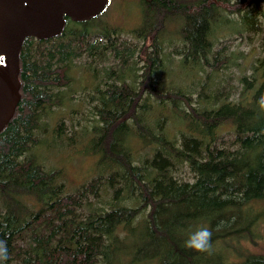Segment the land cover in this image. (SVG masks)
Masks as SVG:
<instances>
[{
  "label": "trees",
  "instance_id": "obj_1",
  "mask_svg": "<svg viewBox=\"0 0 264 264\" xmlns=\"http://www.w3.org/2000/svg\"><path fill=\"white\" fill-rule=\"evenodd\" d=\"M137 1L131 44L105 25L102 11L80 21L63 17L57 36L22 42L20 98L0 131L6 264H264V253L244 247L255 244L264 221V116L257 104L264 56L244 74L233 52L225 53L228 43L215 38L226 29L240 41L260 35L262 49L264 0ZM170 23L178 26L185 85L159 80L158 40ZM229 65L238 74L228 79L220 70ZM202 66L208 72L192 79ZM74 75L90 79L94 117L78 131L61 119L51 127V110L75 99ZM64 131L93 158V174L72 190L64 170L37 154L50 138L61 146ZM202 226L212 232L211 250L185 248Z\"/></svg>",
  "mask_w": 264,
  "mask_h": 264
},
{
  "label": "rangeland",
  "instance_id": "obj_2",
  "mask_svg": "<svg viewBox=\"0 0 264 264\" xmlns=\"http://www.w3.org/2000/svg\"><path fill=\"white\" fill-rule=\"evenodd\" d=\"M139 10L140 5L137 0H108L100 17L105 25L119 28V38L131 44L134 40L129 32L140 23ZM262 13L263 16L261 21L264 28V3L262 5ZM177 30V24L170 23L166 34L158 40L162 47V71L159 74L162 75L159 77V80L165 82V77L169 84L176 83L180 86L181 82L185 85L183 71H187L188 69L184 70L179 67L178 64L183 57V50L182 47H180V39L177 35ZM226 30L228 34L224 31L216 32L215 38L218 41L228 43L225 53L233 52L238 68H242L243 73L248 74L249 65L252 64L255 59H260L264 56V45L261 49L258 42L260 35L253 36L250 41L245 37L240 41L237 36L229 34L231 29ZM224 42L212 45L206 56L211 58L213 53L220 49L222 44H225ZM107 64H109V62ZM202 70L203 72L196 73L192 79L202 77L209 69L202 66ZM220 71H222V76L228 79L231 78V76H236L238 74L235 66L232 65H229L228 68H223ZM102 73L105 74L104 71H102ZM100 78L104 80L105 76H101ZM74 81V86L76 85V87L72 94L75 99L69 102L66 107L54 108L51 110L47 118L48 124H50L51 127L61 119L64 120L67 130L72 124H74L76 125L74 131H78L79 126L85 128L93 119L94 116L91 114L90 109L93 102H91L89 98V94L92 93L90 79L85 81V78H81L79 75H74L73 82ZM83 86L86 87L83 88ZM195 89H197V86H194V90ZM193 93L196 94L194 91ZM193 97L195 98V95H193ZM192 105H194V103H192ZM167 128L169 135L174 134L177 136L176 128L172 126ZM50 135L51 133L48 130L47 136L49 137ZM59 144H61V146L58 144L51 145L50 138V140L48 139V147H39L37 154L40 158H43L41 161H44L43 163L46 166H49L48 164L57 165L64 170L65 189L72 190L81 182L88 180L93 174V158L84 155V151L80 148L76 138L68 132L65 133L64 131ZM58 162L61 163V165ZM257 230L258 239L255 244L246 243L244 245L246 250L254 254L264 253V221L259 224Z\"/></svg>",
  "mask_w": 264,
  "mask_h": 264
},
{
  "label": "water",
  "instance_id": "obj_3",
  "mask_svg": "<svg viewBox=\"0 0 264 264\" xmlns=\"http://www.w3.org/2000/svg\"><path fill=\"white\" fill-rule=\"evenodd\" d=\"M108 0H0V131L19 101L18 53L26 38L57 36L64 19L98 15Z\"/></svg>",
  "mask_w": 264,
  "mask_h": 264
},
{
  "label": "clouds",
  "instance_id": "obj_4",
  "mask_svg": "<svg viewBox=\"0 0 264 264\" xmlns=\"http://www.w3.org/2000/svg\"><path fill=\"white\" fill-rule=\"evenodd\" d=\"M259 112L258 116H264V94L257 100ZM212 232L208 227H200L195 232L191 233L184 246L187 249L195 252H209L211 250ZM9 259L6 241L0 240V264H6Z\"/></svg>",
  "mask_w": 264,
  "mask_h": 264
}]
</instances>
